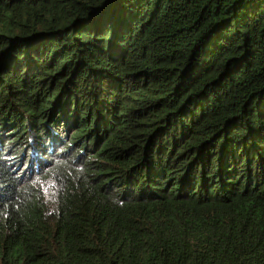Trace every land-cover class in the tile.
Masks as SVG:
<instances>
[{
	"label": "trees",
	"instance_id": "1",
	"mask_svg": "<svg viewBox=\"0 0 264 264\" xmlns=\"http://www.w3.org/2000/svg\"><path fill=\"white\" fill-rule=\"evenodd\" d=\"M0 264H264V0H0Z\"/></svg>",
	"mask_w": 264,
	"mask_h": 264
},
{
	"label": "rangeland",
	"instance_id": "2",
	"mask_svg": "<svg viewBox=\"0 0 264 264\" xmlns=\"http://www.w3.org/2000/svg\"><path fill=\"white\" fill-rule=\"evenodd\" d=\"M48 190V189H47Z\"/></svg>",
	"mask_w": 264,
	"mask_h": 264
}]
</instances>
